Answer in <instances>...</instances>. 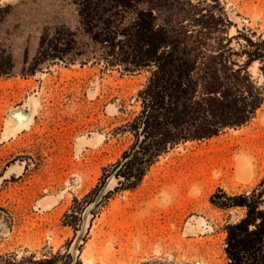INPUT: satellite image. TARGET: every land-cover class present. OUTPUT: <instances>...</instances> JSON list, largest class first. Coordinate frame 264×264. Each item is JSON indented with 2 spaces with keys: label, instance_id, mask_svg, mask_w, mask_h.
Masks as SVG:
<instances>
[{
  "label": "rangeland",
  "instance_id": "1",
  "mask_svg": "<svg viewBox=\"0 0 264 264\" xmlns=\"http://www.w3.org/2000/svg\"><path fill=\"white\" fill-rule=\"evenodd\" d=\"M89 1L102 2L92 8L106 10L103 19L116 12L112 0ZM77 3L0 0V264H228L226 227L246 210L218 208L211 197L256 190L264 199V102L242 127L168 148L133 188L118 185L117 173L72 255L84 210L136 147L139 134L129 125L141 112L137 94L149 76L91 57ZM172 8L154 11L159 23L191 9L196 19L222 17L220 36L234 51L245 38L264 36V0H178ZM67 34L83 55L40 59L42 42L55 45ZM205 42L214 46L212 37ZM260 67L254 62L248 72L264 86ZM30 97L37 103L31 125L5 138L10 111L24 106L27 114ZM192 217L208 229L185 235Z\"/></svg>",
  "mask_w": 264,
  "mask_h": 264
},
{
  "label": "trees",
  "instance_id": "2",
  "mask_svg": "<svg viewBox=\"0 0 264 264\" xmlns=\"http://www.w3.org/2000/svg\"><path fill=\"white\" fill-rule=\"evenodd\" d=\"M77 2L80 28L89 39L85 47H91L89 54L94 60L127 73L149 72L137 94L141 112L129 125L142 139L136 137V150L117 172L123 177L121 187H135L168 148L242 127L263 104L264 86L251 79L248 67L259 62L264 71V36L245 38L234 51L229 39L220 36L226 22L220 16L217 20L212 14L207 20L204 16L196 19L191 9L159 23L155 13L169 12L178 0H112L116 12L106 19L102 18L106 10L101 9L100 15L92 8L102 2ZM132 3L135 7L130 8ZM191 23L194 27L190 30ZM211 37L214 46L205 42ZM40 50L42 60L68 62L85 53L72 34L60 37L55 45L42 42ZM262 194L253 190L248 195L226 196L218 190L211 197L218 208L246 210L242 219L226 227L228 264H264Z\"/></svg>",
  "mask_w": 264,
  "mask_h": 264
},
{
  "label": "bare ground",
  "instance_id": "3",
  "mask_svg": "<svg viewBox=\"0 0 264 264\" xmlns=\"http://www.w3.org/2000/svg\"><path fill=\"white\" fill-rule=\"evenodd\" d=\"M36 104L37 103H36L34 97H30L28 99V101H27V104L25 105L28 108V113L27 114H25V112L23 110V109H25V108H23L24 106L21 107L22 105L20 106L21 108H18V109L16 108L15 110L10 111V114L7 116V119H6V122H5V128H4V133H3L5 138H7L6 136H8V135L12 136V135L16 134L17 132H21V131L27 130L29 128V126L32 123V119H33L34 113L37 110L36 109V106H37ZM7 174L9 175V172H7ZM48 203L49 202L47 200H44V201L41 202L40 205L42 207H45V206H48ZM52 205H54V204H52ZM51 206H49V207H51ZM87 220H88V217L84 218V225H83L82 233H84L85 228L87 226ZM206 229H208V227L205 225V222H204V220L202 218H200V217H192L187 222V224L185 223V227H184V232L183 233L185 235H197V234L204 233L206 231ZM78 240H80V239H78ZM81 241H79L78 243H80ZM77 244L73 247V249L71 247L70 251H71L73 256L77 252V250L75 249ZM85 262H86V260H85ZM86 263L88 264V263H90V261H87Z\"/></svg>",
  "mask_w": 264,
  "mask_h": 264
},
{
  "label": "water",
  "instance_id": "4",
  "mask_svg": "<svg viewBox=\"0 0 264 264\" xmlns=\"http://www.w3.org/2000/svg\"><path fill=\"white\" fill-rule=\"evenodd\" d=\"M142 139V136H139V140ZM134 150H136V147L134 148ZM134 150L123 160V162L114 170V172L111 174V176L109 177V179L104 182V184L102 185L100 191L98 192V194L95 196V198L93 199V201L86 207V209L84 210V213L82 215V219H81V226H80V229L79 231L77 232L76 234V237L74 239V242H73V247L79 242L82 240V237H83V234L82 231H83V225H84V218L88 217L89 216V213L94 209V207L100 202V200L103 198V196L108 192V189L112 183V179H114L116 177V173L119 171L120 167L126 163L130 157L132 156ZM123 180V179H122ZM122 182V181H121ZM120 181L118 180L117 181V184L119 185ZM80 239V240H78ZM81 243V242H80ZM77 244L76 246V250H77V247L79 246V244ZM73 260H74V257H73Z\"/></svg>",
  "mask_w": 264,
  "mask_h": 264
}]
</instances>
